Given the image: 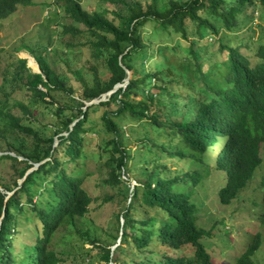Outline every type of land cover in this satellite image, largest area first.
<instances>
[{"label": "trees", "instance_id": "16d2710c", "mask_svg": "<svg viewBox=\"0 0 264 264\" xmlns=\"http://www.w3.org/2000/svg\"><path fill=\"white\" fill-rule=\"evenodd\" d=\"M62 1L59 7L72 20L65 32H72L102 65L89 66L91 82L81 69L70 70L82 82L79 98L73 96L75 89L65 74L58 75L49 66L41 46H22L33 52L41 72L24 76L17 70L4 77L0 131L18 133L16 137L1 134L5 151L17 156L8 153L0 159L23 165L12 186L1 184L0 264L61 262L51 248L55 234L61 227L76 226L93 200L85 188L87 175L82 173L80 160L88 155L87 133L95 130L92 114L99 111L103 130L110 136L100 146L110 167L105 182L124 197L118 215L119 225L121 217L124 222L119 233L112 235V243L90 239L92 248L86 255L97 248L92 256L104 264H212L200 241L210 232L198 227L192 197L202 184L222 178L220 201L230 204L263 162L264 44L252 63L240 46L224 40L251 20L258 7L264 9V0H104L108 3L99 11L84 9L79 0ZM110 2L122 6L111 7ZM31 3L0 0V20ZM190 23L198 38L205 31L222 34L220 49L227 51V57L208 63L198 40L190 39ZM164 33L175 35L176 42L158 43ZM61 46L67 54L77 50L72 42ZM19 62L25 70L26 59ZM128 71L131 77L126 87L118 88L107 100L87 105L124 83ZM54 89L64 90L72 103H58ZM20 90L29 98L17 96ZM39 103L51 106L58 119L50 128L32 116ZM112 104L117 105L115 110L110 109ZM124 113L149 124L144 138L135 141L126 136L115 119ZM133 142L138 145L135 150L130 147ZM133 158L138 164L136 184L128 164ZM179 161H185L184 167ZM262 205L264 223V193ZM25 221H29L27 226ZM26 234L30 243L25 242ZM260 245L261 234L256 233L235 264H258L252 256ZM187 246L193 248L192 255L184 254Z\"/></svg>", "mask_w": 264, "mask_h": 264}, {"label": "rangeland", "instance_id": "374dc122", "mask_svg": "<svg viewBox=\"0 0 264 264\" xmlns=\"http://www.w3.org/2000/svg\"><path fill=\"white\" fill-rule=\"evenodd\" d=\"M58 1L32 0V3L29 5L19 6L18 10L7 19L0 20L1 101L4 102L6 99L1 89L5 76L8 77L17 70L24 76L29 72H41L39 63L31 54L33 52L28 48H22V46L31 49H36L41 46L40 52L46 56L49 66L58 75L65 74L64 78H67L68 82L73 85L75 89L73 96L75 98H79L83 86L81 81L70 74V70L81 69L85 74V80L91 82L92 75L89 66H92L94 62L102 65L101 61L100 63L98 60L95 61L91 50L87 46L81 47L79 45L80 41L75 39L72 32H65V26L71 24L72 20L59 7L63 1L61 0L57 3ZM79 1H81L84 9L90 11H99L102 9V5H107L108 3L104 0ZM114 5L117 7L122 6L117 2L116 4L114 2L109 3L111 7ZM252 16L253 18L246 21L235 33L229 34L224 42L228 44L234 42L235 45L240 46V51L248 55L251 58V62L255 63V60H257L255 59L256 52L264 44V9L258 7ZM78 27L83 28L82 26ZM150 27L151 25L147 24V28ZM190 28L193 29L190 32V39L198 40V46L205 50H201V53L206 55V61L208 63H212L215 59L220 62L227 57V51L223 52L220 49V45L223 42L222 34L205 31L204 36L198 38L193 23H190ZM176 38L175 35L170 36L164 33L163 39L157 38V42L173 45L176 42ZM68 42H72L75 45L74 49L78 50L81 48L78 51L76 50L67 54L62 51L61 45ZM188 42L184 41L183 44L188 45ZM44 48H47V52H45ZM19 59H26L27 68L25 70L20 68ZM7 65H10V68ZM99 72H101V68H99ZM103 77L106 79L108 76ZM9 79L11 80V78ZM18 90L17 88L16 91ZM52 95L58 103H72L70 96L64 90L54 89ZM17 96L23 97L24 99L29 98L27 93L21 90ZM51 108V106L45 103L36 104L33 108L35 113L31 115L36 120H40V122L44 121L50 128L52 124L58 122ZM116 108L117 105L114 104L110 107L111 110H115ZM18 110L16 109V111ZM100 114L101 111L92 114V118L97 121L92 125L95 130L87 133L88 143L86 148L88 155L85 159L80 160V165L83 168L82 173L87 175L85 188L93 200L88 214L85 217L78 218L76 226L61 227L55 234L51 248L60 256L61 262L59 264H104L100 258L95 259L92 256L97 253V248L93 249L90 256L86 255L87 249L92 248L90 239L103 238L105 242L112 243V235H117L119 233V226L122 225L121 220L119 225L118 215L125 204L124 197L117 188L115 189L105 182L108 178L110 167L107 164V155L102 151L100 146L110 136L103 130L98 117ZM26 118L29 121L32 117L28 115ZM115 119L122 126L126 136H129L135 141L139 138H144V132L150 130L149 124L144 119H136L129 113H124ZM87 126L90 127L91 125L88 124ZM51 132L50 130L49 133ZM1 134L5 137H16L18 133L7 132L4 134L2 130L0 131V146L2 147V149L0 148V156L8 153L12 156H17L14 152L5 151L6 144L2 142ZM137 146L136 142L130 144L133 150ZM261 155L263 162L255 170L248 184L230 204L225 205L220 201V190L224 185L222 178H218L214 183L210 181L207 184H202L192 197V201L197 207L195 216L198 227L210 232V235L203 236L200 241L210 253L212 264H235L236 258L253 242L256 233L261 234V245L254 252L252 258L256 263L264 264V223L260 220V214L263 210L262 197L264 193V143L261 147ZM18 159L21 161L24 158L18 156ZM167 159L165 156L162 158L163 161ZM172 161L173 166H175L174 162L177 161L175 159ZM184 163L185 161H179V166L184 167ZM128 164L132 167L130 176L136 184L134 178L138 174L137 159H130ZM22 165V163L10 159H0V189L3 183L13 185L14 180L18 178V170ZM73 166V163L70 164V167ZM34 167L37 168L38 165ZM22 179L18 180L19 184L23 182L24 179ZM11 192L9 194L12 195ZM27 222L29 221H25V225ZM81 229L82 231L79 232L78 230ZM25 242H31L27 234L25 235ZM117 244L115 243L113 246H117ZM183 252L184 254L192 255L193 248L187 246Z\"/></svg>", "mask_w": 264, "mask_h": 264}, {"label": "water", "instance_id": "95a60500", "mask_svg": "<svg viewBox=\"0 0 264 264\" xmlns=\"http://www.w3.org/2000/svg\"><path fill=\"white\" fill-rule=\"evenodd\" d=\"M130 77H131V72L128 71V77L125 79V82H124L123 84H117V85L114 87V89H112V90H110V91L104 93L100 99L93 100V101L89 102L87 105H91V104H93V103H99L100 101L107 100V99H108V96H110L113 92H115L119 87H121V86L126 87V86L128 85V83H129V78H130ZM43 162H44V161H43ZM35 168H36V167L32 168L31 170H33V169H35ZM31 170H30V171H31ZM23 179H24V178H23ZM23 179H22V180H23ZM133 184H135V182H134ZM14 191H15V190H14ZM14 191L11 192V193L13 194ZM9 195H11V194L8 193V196H9ZM8 196H7V197H8ZM121 222H122V225H123L124 220L121 219ZM121 234H122V232H121ZM119 240H120V239H119ZM115 247H116V246H112V250H114ZM110 264H116V263H114V262H110Z\"/></svg>", "mask_w": 264, "mask_h": 264}, {"label": "clouds", "instance_id": "9594fccd", "mask_svg": "<svg viewBox=\"0 0 264 264\" xmlns=\"http://www.w3.org/2000/svg\"><path fill=\"white\" fill-rule=\"evenodd\" d=\"M118 245V244H117Z\"/></svg>", "mask_w": 264, "mask_h": 264}]
</instances>
